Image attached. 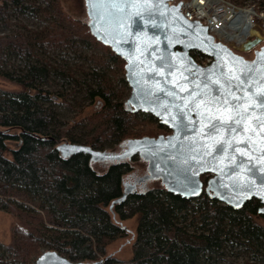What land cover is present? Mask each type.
Instances as JSON below:
<instances>
[{
	"label": "trees",
	"instance_id": "16d2710c",
	"mask_svg": "<svg viewBox=\"0 0 264 264\" xmlns=\"http://www.w3.org/2000/svg\"><path fill=\"white\" fill-rule=\"evenodd\" d=\"M21 16L43 27L21 26L0 36V79L19 88L0 90V211L15 219L0 264H34L48 250L72 262L99 261L108 245L128 236L123 223L134 218L131 258L109 256L103 264H214L228 254L243 259L241 264H264V216L257 200L234 210L207 194L188 200L158 187L132 192L110 210L134 172L132 163L140 160L97 171L88 156L62 158L56 146L66 141L112 149L143 137L144 126L157 121L127 111L124 62L60 0H0L2 26L12 29ZM12 61L22 67L9 70ZM57 80L66 88L54 96L50 87ZM55 106L79 108L77 117L87 107L94 112L68 123Z\"/></svg>",
	"mask_w": 264,
	"mask_h": 264
},
{
	"label": "water",
	"instance_id": "95a60500",
	"mask_svg": "<svg viewBox=\"0 0 264 264\" xmlns=\"http://www.w3.org/2000/svg\"><path fill=\"white\" fill-rule=\"evenodd\" d=\"M83 1L91 36L124 62V79L130 89L126 105L131 106L133 112L153 116L172 133L166 137H142L127 140L117 153L94 150L89 146L65 141L56 146L60 156L68 158L83 154L89 157L92 164L105 165L129 162L133 158H138L146 164L145 174L135 183L130 184L119 199L113 201L110 210L115 204L122 203L127 195L141 184L154 181H159L162 188L169 194L188 200L196 199L203 192L200 177L211 175L205 187L206 193H211V196L221 204L234 210L241 209L244 204L253 199L257 200L262 205L258 212L264 216V157L259 151V142L254 145L256 150L252 153L253 159L235 153V159L230 160L231 149L221 154L218 151L220 145L215 144L208 137L201 139L202 133H197V126L191 122L196 120L203 122V117H198L195 111L190 113V117H185V123L189 127L187 131H184L179 118L175 124L166 123L162 119L163 108L157 107V105L162 106L173 101V97L166 96L165 92L174 86L179 96H187L188 92L180 91L179 86L187 85L191 89L194 87L192 81L200 84L198 92L211 89L212 94L215 95L216 85L209 84L207 89L204 88L205 77L215 69V74L211 78L213 80L219 78L223 83V77L220 75L222 70L226 71L232 66L237 69L244 67L237 61L256 66L257 70L254 75L259 77L261 53H264L262 39L255 37L242 46L243 52L253 54L251 59H246L225 45L216 42L201 23L185 20L179 11L180 5L168 6L166 2L169 0H159V2L157 0H147V2L137 0L135 7H126L123 13L105 3L96 4L94 7L89 0ZM137 11L145 17L151 12L153 22L159 27L146 26L145 21L135 15ZM128 13L133 14L131 20L126 19ZM122 23L126 26L130 25L128 30L133 36L140 33L143 39L134 42L131 37H128L125 41L123 33L126 29L121 28ZM134 48H147V50L141 55L139 51L134 52ZM191 52H197L210 59L211 62L206 66L200 65L190 55ZM150 53L154 54L149 55ZM126 57L130 59L139 57L144 63L133 65ZM160 57L171 59L174 68L172 75H169L168 68L163 69V75H157L161 62ZM218 65L224 67L218 68ZM132 67H135V72L130 71ZM261 83L262 81L257 79L253 87L259 88ZM148 92H151L150 96L147 95ZM175 102L183 103L182 100ZM172 111L175 114L176 109L173 108ZM168 119L171 118L168 117ZM202 144L213 145L212 155L204 157L203 160L197 155ZM237 146L245 147L244 144ZM191 147H195L197 151H190ZM213 157L217 158L213 162L214 166L204 163L206 160H212ZM241 161H243L242 167L240 166ZM244 176L248 180L241 181L240 186H236L234 181ZM249 182H251L250 188L246 187ZM109 256L92 263L72 262L59 253L48 250L42 252L35 259L34 264H103Z\"/></svg>",
	"mask_w": 264,
	"mask_h": 264
},
{
	"label": "snow or ice",
	"instance_id": "6c2138e0",
	"mask_svg": "<svg viewBox=\"0 0 264 264\" xmlns=\"http://www.w3.org/2000/svg\"><path fill=\"white\" fill-rule=\"evenodd\" d=\"M144 2H147V0H144ZM89 3L93 4L94 7L96 4L105 3L123 13L126 7H135L137 0H89ZM132 15V13H128L126 19L131 20ZM135 15L144 20L146 26L150 25L152 28L159 27V25L153 22L151 12L148 13L147 17L142 15L140 11H137ZM120 26L126 29L123 33L125 41L128 37H131L134 42L143 39L140 33L133 36L132 32L128 30L130 25L126 26L122 23ZM146 50L147 48L133 49L134 52L139 51L141 55ZM152 54L154 53H150L149 55ZM126 59L130 58L126 57ZM159 59L161 62L157 75H163L164 68H168L169 75H172L174 68L171 59H166L165 57H160ZM130 63L138 65L144 63V61L140 60L139 57H135V59H130ZM237 63L243 64L244 67L237 69L232 66L228 67L226 71L222 70L220 72V75L223 77V83L219 78L214 80L211 78L215 74V69L205 77L204 88L207 89L209 84L216 85L214 89L215 95L212 94L211 89L209 91L201 90L198 92L197 89L200 88V84L192 81L191 83L194 87L191 89L187 85L179 86L180 91L188 92L187 96H179L174 86L165 92L166 96L173 97V101L170 104L157 105V107L163 108L162 119L166 123L175 124L177 118H179L184 131H187L189 127L185 123V117H190V113L195 111L198 117H203V122L200 120L191 122L197 126L196 132L202 133L201 139L208 137L215 144L220 145L218 151L221 154H225L231 149L232 155L229 157L230 160L235 159V153L253 159L252 153L256 150L254 145L257 142L260 144L259 151L261 152V156L264 157V53H261L259 77L254 75L257 70L256 66L247 65L243 61H237ZM217 67L222 68L224 66L218 65ZM130 71L135 72V67L130 68ZM257 79L262 81V83L259 88H254L253 85ZM168 82L171 83V81ZM157 84H159L158 81ZM147 95L150 96L151 92H148ZM176 100H182L183 103H176ZM173 108L176 109L175 114H173ZM168 117L171 119L169 120ZM204 129L207 130L205 131ZM240 144H244L245 147H238L237 145ZM212 148L213 145L211 144H202L199 151L195 147H191L189 150L197 151V155L203 160L204 157L212 155ZM215 159L217 158L213 157L212 160H206L204 163L214 166L213 162ZM240 166H243V161H241ZM219 170L223 171L222 169ZM247 180L248 178L244 176L234 181V183L239 187L241 181ZM246 187L250 188L251 182L247 183Z\"/></svg>",
	"mask_w": 264,
	"mask_h": 264
},
{
	"label": "rangeland",
	"instance_id": "374dc122",
	"mask_svg": "<svg viewBox=\"0 0 264 264\" xmlns=\"http://www.w3.org/2000/svg\"><path fill=\"white\" fill-rule=\"evenodd\" d=\"M61 1V5L63 7V9L70 14L72 17H74L75 19H78L82 22H87V17H86V12H85V6H84V1L83 0H60ZM252 3V2H251ZM262 3V2H260ZM263 9H264V3L260 4ZM13 23H15V26H13L12 29H8L4 26H2L0 24V36L2 35H7L12 33L13 31H15L16 29H19L21 26H24L28 29H39L42 28L43 26L36 21V19L33 18H28L26 16H21L19 18H14L13 19ZM262 37V44L264 45V33L259 34ZM98 55H101V52L98 53ZM240 55L244 56L246 59H251L253 57L252 53H248V52H239ZM55 59V58H53ZM21 62H14L12 61L10 63V68H14V69H19L22 67ZM58 65H61L60 62L57 63ZM75 66V65H74ZM73 66V68H75ZM120 73V76H122ZM124 75V74H123ZM124 77V76H123ZM65 85L62 84V82L60 80L57 81H52V87H50V90L52 91V93L54 94V96L57 95V93H61L62 91L65 90ZM0 90H5V91H17L19 90L18 86L9 83L3 79H0ZM58 101V100H57ZM75 102L81 104L82 102L80 101V99H76ZM79 107V106H78ZM55 109L57 110V112L60 115V120L62 122H68L70 123L71 121H77L78 119H81L84 116H88L90 114H92L94 112V108L91 107H87L85 108V110H83V113H81L80 116H75V111L79 110V108H75V111H70L67 109H62L61 107H57L55 106ZM144 133L148 134V133H153L154 130L156 129L155 126L150 125L145 127L144 126ZM142 129V130H143ZM9 148L13 149L15 147V145L13 143H8ZM106 150H111L113 152H117L118 150L116 148H112L109 149L107 148ZM132 165L134 166V173L135 175L132 176V180L130 179V183L134 180L133 178H138L141 177L142 175L145 174V170H146V165L141 162V161H137V162H133ZM94 168L97 171H103L106 167V165H102V164H94L93 165ZM161 187L159 182H149L148 183V188H158ZM15 223V219L12 215L8 214L7 212L4 211H0V250L9 243L10 240V234H11V230L12 227ZM124 226L127 227L128 229V236L118 239L116 241H114L113 243H111L110 245H108L106 251H107V256L111 255L117 259L120 260H128L131 258L132 254H131V246L133 243V238H134V232H135V228H136V219H132L130 221H127L125 223H123ZM237 253V252H236ZM237 262L239 264L243 263V259L241 258H237L235 255L233 256H228L226 258H224V260H218L217 262H215L214 264H232V262Z\"/></svg>",
	"mask_w": 264,
	"mask_h": 264
},
{
	"label": "built area",
	"instance_id": "2783aa9c",
	"mask_svg": "<svg viewBox=\"0 0 264 264\" xmlns=\"http://www.w3.org/2000/svg\"><path fill=\"white\" fill-rule=\"evenodd\" d=\"M262 0H169L168 6L180 5L179 11L189 22L205 26L216 42L234 52L264 33ZM252 2V3H251Z\"/></svg>",
	"mask_w": 264,
	"mask_h": 264
},
{
	"label": "flooded vegetation",
	"instance_id": "af4514ba",
	"mask_svg": "<svg viewBox=\"0 0 264 264\" xmlns=\"http://www.w3.org/2000/svg\"><path fill=\"white\" fill-rule=\"evenodd\" d=\"M192 53V52H191ZM191 55V54H190ZM195 60V59H194ZM196 62H197V60H195ZM211 62V60L210 59H207L206 57H205V60H199V62H197L198 64H200V65H203V66H206V65H208L209 63ZM129 94H130V89H129V87H128V92H127V94H126V96H125V99H124V106H125V108L127 109V111L128 112H130V113H142V112H133V110H132V107L131 106H128V105H126V101H127V99H128V97H129ZM143 114H145V113H143ZM153 117V116H152ZM154 118V117H153ZM155 119V118H154ZM156 120V119H155ZM157 122L155 123V124H153V126H155L156 127V129L154 130V132L153 133H148V134H145L143 137H149V138H157V137H159V136H164V137H166V136H168V135H170L172 132L167 128V127H165V126H163V125H161L160 123H159V121L158 120H156ZM149 126V125H148ZM145 127H147V126H145ZM140 138H142V137H140ZM137 139H139V138H137ZM127 141V140H126ZM126 141H123L122 143H120V144H118V145H115L114 146V148H116L118 151L117 152H119L121 149H122V146H123V144L126 142ZM65 142V141H64ZM86 146V145H85ZM101 151H104V150H101ZM108 151V150H107ZM110 152H113V151H111V150H109ZM116 152V153H117ZM142 162V161H141ZM145 164V163H144ZM94 165V164H93ZM102 165H104V164H102ZM146 165V164H145ZM106 167H107V165H106ZM105 167V168H106ZM135 175V173L133 172V173H131L130 175H129V177L127 178V182L125 183V189L126 188H128L129 187V185L130 184H133V183H135L136 181H137V179L139 178H133L134 180L130 183V179L132 178V176H134ZM143 176V175H142ZM211 178V175H202L201 177H200V179H201V181H202V183H203V192L201 193V195L202 194H207L209 197H211L212 199H215V198H213L212 196H211V193H206L205 192V187H206V184H207V182H208V180ZM132 180V179H131ZM155 182H159V181H155ZM160 183V182H159ZM161 185V184H160ZM161 188H162V186H161ZM148 190V189H150V188H148V183H146V184H141L138 188H136V189H134V190H132V192H135V191H141V190ZM152 189V188H151ZM131 192V193H132ZM130 193V194H131ZM200 195V196H201ZM199 196V197H200ZM126 227V226H125Z\"/></svg>",
	"mask_w": 264,
	"mask_h": 264
}]
</instances>
